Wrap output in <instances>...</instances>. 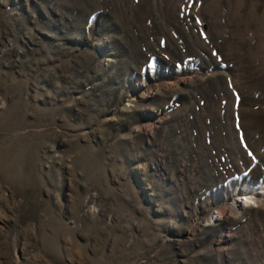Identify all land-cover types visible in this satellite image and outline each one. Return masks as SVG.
I'll return each instance as SVG.
<instances>
[{"label":"rangeland","instance_id":"374dc122","mask_svg":"<svg viewBox=\"0 0 264 264\" xmlns=\"http://www.w3.org/2000/svg\"><path fill=\"white\" fill-rule=\"evenodd\" d=\"M259 184L264 0H0V264H264Z\"/></svg>","mask_w":264,"mask_h":264},{"label":"bare ground","instance_id":"6f19581e","mask_svg":"<svg viewBox=\"0 0 264 264\" xmlns=\"http://www.w3.org/2000/svg\"><path fill=\"white\" fill-rule=\"evenodd\" d=\"M141 96L145 95L144 92H141ZM255 195L264 196V184L259 185H244L242 189H240V192L238 193V196L240 197L238 200H235L237 203H240V207L242 208H248L252 204H256V198ZM252 201L253 203H249L248 201Z\"/></svg>","mask_w":264,"mask_h":264},{"label":"snow or ice","instance_id":"6c2138e0","mask_svg":"<svg viewBox=\"0 0 264 264\" xmlns=\"http://www.w3.org/2000/svg\"><path fill=\"white\" fill-rule=\"evenodd\" d=\"M248 202H249V203H253V202H252V201H250V200H249Z\"/></svg>","mask_w":264,"mask_h":264}]
</instances>
